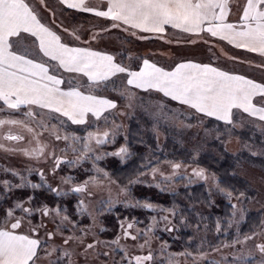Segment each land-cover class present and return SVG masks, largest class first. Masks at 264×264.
Here are the masks:
<instances>
[{"label":"rangeland","instance_id":"obj_1","mask_svg":"<svg viewBox=\"0 0 264 264\" xmlns=\"http://www.w3.org/2000/svg\"><path fill=\"white\" fill-rule=\"evenodd\" d=\"M71 20L75 21L78 26L83 22L85 23L84 28H79L78 30L81 37L78 38L81 42L78 43L79 45H83L90 50L100 47L111 48L113 50L116 49L115 51H117V55H119L120 62L122 61L127 67L139 62V60L133 58V56H140L141 53L145 54L151 50H153V55H151V57L154 58L155 61L157 58L164 64H172L176 61L175 59L171 61L165 60V57L161 55L156 56L155 53L157 51L154 50L158 47L156 44H148L146 48V46L142 47L139 42H126V44L123 39L117 40L116 44H114V42L112 44L110 41L102 40L93 42L95 37H92V32H89L90 29H92L91 23L88 22L90 20L85 17H77L76 15H74ZM134 35L136 34L134 33ZM145 38L151 39V37L142 35L139 37V39ZM168 42L170 41L168 40ZM180 44L171 48L167 45L163 46H165L168 53H173L175 51V54L181 53V56H191L192 54L198 53ZM126 48L128 56L122 51ZM178 56H180V54ZM121 66L123 65L121 64ZM55 67L57 66L55 65L53 67L54 73L59 78H62L64 87L68 89H78L85 95L106 97L99 94V91L103 88V84H93L82 74L63 72L59 66L57 68ZM117 79L119 82L122 81V78ZM110 90V94H113L118 99H121V96L126 97L121 103L123 108H119L110 114L105 112V115H102L99 120L93 115H87L85 123L91 124L93 128L87 132L83 141L79 139L72 141L73 136H78L79 138H81V136L65 130V121L69 120L59 113L52 112L49 109H41L35 105L25 108L9 109L7 105L3 103L0 104V108H3V111H0V120L17 121L15 124L5 123L0 126V227H10L11 223L19 220V227L13 231L16 234L27 235L29 238L36 239L40 242L37 250L38 258L35 260V264H112L113 255L117 256L119 261H123L122 259L124 257H128V261L131 263L133 261L136 263L135 257L143 258L151 256V259H142L141 264H193L196 261L193 259L194 256L186 254V252L184 254L166 252V248L159 244L156 237L153 236L154 230L157 227L156 223L152 222L151 226L143 227V221L139 218H133V220H127L123 225L121 224L120 234L111 241L108 242L107 240V242H105L100 238L101 235L99 233L102 226L100 222L101 212L98 209L100 205L102 203H110V205L113 206L121 203L124 205L138 206L141 202L136 199H130L128 191L125 188L122 186L119 187L113 180L107 179L106 177L94 176L82 180H78L76 177V180L75 178L61 176L55 172L64 161L66 163H77L81 161V157L73 155L77 153V151L82 154L84 152L83 149L91 153L97 151L102 144H97L95 139H89V133H93L99 138H104L103 133L107 132L108 136L105 139L106 142H110L118 135L115 129V125H117L115 118L118 114L126 117V114L132 111L133 113H138L148 108L145 107L144 100L142 99L141 101L140 94L143 96L145 95V98H156L155 94H160L154 91H148L147 93L138 91V93H136V90H132L128 85H124L123 82L118 89L120 91L111 88ZM133 97L135 98L133 99ZM171 106L175 107L174 105ZM28 113H32V115H28ZM157 113L158 115H156L159 121L163 116L164 120H167V118H165L167 113L163 114V110H160V113L157 111ZM147 116L151 117L149 115ZM190 116H192L191 112L189 113V117ZM238 116H240L238 124L240 127L243 122L249 125L254 123L257 128L256 137L259 140H261V136L264 138V130L261 128V123H263L264 129V121L251 118L248 115L239 114ZM192 119L194 121L192 122L193 124L185 125L186 131H182L183 136H180L183 137L180 138L181 140H184V137L188 140V146L191 147L194 144L195 146L198 145L207 148L208 142L206 139V141H203V136H207V138L221 136L215 131L210 135H206V132L202 130L204 125L203 118H200V116L194 118L193 116ZM61 121L64 123H61ZM179 123L181 124V122ZM183 125L184 124H182V126ZM143 129L145 128L143 127ZM9 136L18 137V139H8L7 137ZM56 136H59L60 139H56ZM65 136L69 138L65 140ZM80 142H84L83 145H81ZM68 143L70 144L69 147L66 146ZM223 143L229 151L234 153L239 151L238 148L240 144L237 137L229 135L224 139ZM248 144L245 145L244 143V148L252 151V153L258 155L261 160L264 161V144ZM72 145L76 146L73 147ZM85 145L88 147L85 148ZM40 148L43 149L42 153L35 151ZM123 149H125L124 146ZM195 170L202 169L198 166L195 167L194 165L191 166L180 162L160 163L150 172L141 175L142 177L139 178L140 180L138 181L150 184L160 183V186H164L166 183L171 182L174 186L173 180L179 175H192L196 177ZM6 173H8L7 175L9 176H7ZM13 173L16 175L14 176ZM204 173V176H206L204 181L207 182L209 186L215 187L217 178L212 173ZM240 173L251 182L254 194L251 196L250 200L243 205V208L234 209V214L237 215L238 221L231 229H239L241 221L245 219L247 211L257 212L263 210L262 219L260 221L261 227L255 233L243 234L241 237L230 242V239L221 242L216 240L220 232L223 233H221V235L228 236L226 228H222L221 223H216V235H211V233L203 234V232L199 231L198 234H195L197 238L204 240L208 237L211 243H217L219 245L213 246V249H210V252L206 253V256H197V260L211 257L217 261H222L224 264H228L230 263L228 258L231 257L232 259H239V264H242L243 261L246 263L251 261L248 264H264V253L257 247V245H264V162H257V165L244 163L241 165ZM44 175L49 178L47 182L52 187L56 188L54 190L55 193L64 195L65 193L69 194L74 191L73 189L76 187L82 188V191L76 193L79 194L76 196V199L78 198L82 203L81 207L83 205L85 214L88 216L87 218H90L89 223L83 225L79 224L78 221L69 219L55 204H40L43 201V196L41 197V190L39 187H37L39 190L34 192L29 189L30 187L26 188V186H40L41 182L45 181ZM36 177H38V180ZM6 189L9 191L6 192ZM26 191H28V193ZM30 191L32 194L34 193V195H36L38 202L40 201L37 206L32 205L30 201V198L33 197H28V195H31ZM7 193L11 194V196H8ZM67 194L65 195L66 197H73ZM9 212H11V216L8 215ZM45 212H47V215H45ZM85 214H83L84 217ZM82 217L83 216H81V218ZM124 220L125 219H123L122 222H124ZM129 225H131V227H129ZM49 233H51V237H49ZM133 237H135V239H133ZM228 238H230V236ZM66 240L68 241L67 243H65ZM89 245H91V247H89ZM119 247H124L126 250L117 255L116 251L117 249L120 251ZM101 250L109 252L112 260L110 261L102 258L99 255Z\"/></svg>","mask_w":264,"mask_h":264},{"label":"trees","instance_id":"obj_2","mask_svg":"<svg viewBox=\"0 0 264 264\" xmlns=\"http://www.w3.org/2000/svg\"><path fill=\"white\" fill-rule=\"evenodd\" d=\"M148 44H155V39H150ZM154 50L158 51L157 48ZM152 51L149 52L150 56L153 54ZM120 63L125 66L122 61ZM117 78H122V81L119 82ZM122 82L126 85V75L124 73L101 83L103 88L99 91V94L112 98L116 103L114 108L105 111L109 114L119 108H123L121 103L126 97L121 96V99H118L109 92L110 88L120 91L118 89ZM140 95L141 101L143 99L145 107L148 108L138 113H133L132 111L126 114V117L118 114L115 118L117 123L115 129L118 135L112 141L102 144L94 153L85 149H83V154L77 151L73 155L81 157V161L77 163H66L64 161L55 172L67 178L76 179L77 177L78 180L94 176L106 177L113 180L119 187L125 188L130 199H136L141 202L138 206L121 203L113 206L110 203H102L100 205L98 209L101 212L100 222L102 226L99 233L101 235L100 238L105 242L107 240L108 242L111 241L120 234L121 224L123 225L127 220L139 218L143 221V227L151 226L152 222L156 223L157 227L153 236L156 237L159 244L166 248V252L179 254L186 252V254L194 256L193 259L196 261L193 264H224L222 261H217L211 257L197 260V256H206V253L210 252L213 246L219 244L211 243L208 237L201 240L195 234L201 231L203 234L211 233V235H216V223H221L222 228H226L228 236H223L221 235L222 232H220L216 240L221 242L230 239V242L243 234H252L260 229L263 210L257 212L247 211L239 229L233 228L234 230H232L231 228L238 221L237 215L234 214V209L243 208V205L254 194L251 182L240 173L241 165L244 163L257 165V162H264L258 155L244 148V143L245 145L248 143H251L250 145H261L264 144V138L261 136V142L256 137L257 128L254 123L250 122L252 125H249L243 122L240 127L238 125L240 116H238L237 111L233 112L230 118L231 123H227L215 117L199 113L187 105L167 99L160 94H155L156 98H145V95ZM0 104L2 103L0 102ZM160 110H163V114L167 113L166 121L164 116L160 121L157 119V111L160 113ZM105 112L102 115H105ZM190 112L192 116L189 117ZM193 116L194 118L196 116L203 118L204 125L202 130L206 132V135H210L213 131L221 135L220 137L213 136L211 138L203 136V141L207 140L208 142L207 148L195 146L194 144L191 148L188 146V140L185 137L184 140L180 139L183 138L180 137L183 136L182 131H186L185 125L193 124ZM65 122L66 131L81 136V138L73 136L72 141L77 140L74 139L76 137L83 141L87 132L93 128L88 123L73 124L70 120ZM182 124L184 125L182 126ZM261 128L264 130L263 123H261ZM229 135L238 138L240 144L238 152H231L224 146L223 141ZM83 143L80 142L81 145ZM69 145L68 143L66 146L69 147ZM72 146L75 147L76 145ZM123 146L126 152H121ZM97 157H100V159H97ZM167 162L194 165L202 170H195L196 177L179 175L173 180L174 186L171 182L160 186V183L150 184L138 181L142 177L141 175L150 172L158 164ZM204 172L212 173L217 178L215 187L209 186L204 181V178H206ZM197 173H201V175H197ZM44 177L46 182H41L39 186L43 201L41 203L40 201L38 202L36 195L30 191L31 195H28V197H33L30 198L32 205L37 206L38 203L55 204L69 219L78 221L79 224L83 225L89 223L90 218H87L83 205L81 207L82 203L78 198L76 199L79 194H76L77 192L75 191L64 195L55 193L54 190L56 188L47 182L49 178L46 175ZM36 178L38 180V177ZM28 187L34 192L39 190L37 187L33 188L30 185L26 186V188ZM26 192L28 193V191ZM66 194L73 197H66ZM7 195L11 196L9 193ZM83 214H85V217ZM81 216L83 217L81 218ZM123 219H125L124 222H122ZM229 236L230 238H228ZM119 248L120 251L118 249L116 251L117 255L126 250L124 247ZM99 255L110 261L113 258L112 264H136L135 261L132 263L128 261V257H124L123 261H119L117 256L114 255L111 258L107 251L101 250ZM238 260L237 258L232 259L229 257L228 261L230 263L228 264H239ZM250 262L246 263L243 261L242 264Z\"/></svg>","mask_w":264,"mask_h":264},{"label":"snow or ice","instance_id":"obj_3","mask_svg":"<svg viewBox=\"0 0 264 264\" xmlns=\"http://www.w3.org/2000/svg\"><path fill=\"white\" fill-rule=\"evenodd\" d=\"M61 2L67 3V0ZM103 2L107 4L106 10L86 7L85 0H79L78 4L69 3L68 6L94 12L96 16L109 18L143 32H163L166 25L185 32H197L207 22V31L212 36H219L236 47H244L264 55V0H246L239 30L236 25L225 23L227 10L224 0ZM119 24L114 23L113 26ZM21 33L35 37L38 51L43 57L58 62V66L67 72L83 74L93 84L98 85L118 73H127L128 85L143 90L155 89L164 96L209 117L231 123V110L239 108L264 121V108H257L252 102L257 94L264 97V85L194 63H182L173 71H165L144 60L139 71H129L115 63L111 55L73 48L62 43L55 32L40 22L26 0H0V100L9 109H18L21 105H35L59 113L73 124H84L89 113L99 120L104 111L116 106L111 100L85 95L75 88L61 90L59 86L63 80L49 74L50 68L46 63L13 51V38L20 37ZM0 111H3V108H0ZM5 123L15 124L17 121L0 120V126ZM107 136V132L103 133L104 138L89 133V139H95L97 144L105 143ZM7 138L18 139L14 136ZM68 138L64 137L65 140ZM56 139L60 137L56 136ZM87 147L85 145V148ZM35 151L42 153L43 149ZM124 151L126 150L121 149V152ZM74 191L80 192L82 188L77 187ZM8 215L11 216V212ZM19 224L17 220L11 223L10 227H0V264H35L38 258L40 242L27 235L16 234L13 230L17 229ZM67 242L66 240L65 243ZM257 247L264 253V245ZM142 259L148 260L151 256L135 257L136 264H141Z\"/></svg>","mask_w":264,"mask_h":264},{"label":"crops","instance_id":"obj_4","mask_svg":"<svg viewBox=\"0 0 264 264\" xmlns=\"http://www.w3.org/2000/svg\"><path fill=\"white\" fill-rule=\"evenodd\" d=\"M26 2L37 15L40 22L55 32L61 38V42L69 47L88 49L85 46L78 44L81 43L80 40H78V38H81L80 32H78V30L79 28H84L85 23L83 22L80 24V26H78L75 21H72L71 18L76 15L77 17H85L90 20L88 22L91 23L92 29H90L89 32H92V37H95L93 42L102 40L110 41L112 44L114 42V44H116L117 40L123 39L125 43L139 42L142 47L146 46L147 48L150 39H139L140 35H142L151 37V39H155V44L158 45V51L155 53L156 56L161 55L165 57V60L168 61H171L172 59L176 60L172 64H164L160 62L158 58L155 61L154 58L150 56L149 52L145 54L141 53L140 56H133V58L138 59L139 62L136 64L134 63L130 67L126 66L129 71H139L143 67L144 60H148L150 64H154L165 71H173L177 65L182 63H194L199 65H207L230 75L242 76L257 84L264 85V55H261L259 52L249 51L244 47H236L235 44H231L227 40L220 39L219 36H212L211 33L207 31V28L209 27L207 22H205L202 28L197 32H185L181 29L173 28L171 25H166L163 32H143L139 29H132L127 25L119 24V22H114L109 18L96 16L94 12L83 11L79 7L68 6L69 3L78 4L79 0H67V3H62L61 0H26ZM224 2L226 4L227 10L225 23H232L236 25L237 30H239L242 25L240 17L242 15L246 0H224ZM85 6L97 10H106L107 8V4L103 2V0H85ZM114 23L119 24V26L114 27ZM134 33L136 35H134ZM13 40L15 41L13 51L17 52L18 54L25 55L30 59L37 60L38 62L46 63L50 68L49 74L56 76L53 67L55 65L58 67V62L51 61L39 53L37 46L38 42L36 41L35 37H31L29 34L21 33L20 37H15ZM168 40L170 42H168ZM179 44L183 47L189 48L193 52L198 53L192 54L191 56H181L182 54L179 53L180 56H178L179 54H175L173 49H171L174 51L173 53H168V51L165 49L166 45L171 48ZM115 50L116 49L113 50L111 48L100 47L90 51L111 55L114 58V62L121 65L119 55H117V51ZM122 51H124V53H126L128 56L127 48ZM62 71L67 72L64 69H62ZM120 74L122 73H118L109 79L119 76ZM124 74L126 75V85H128L127 80L129 79V76L127 73ZM60 79L62 80V78ZM128 86L139 92L154 91L164 96L163 93L155 89L143 90L138 89L135 86ZM59 87L63 91L70 90L64 87V83H62ZM96 97L105 98L115 102V100L112 98L110 99L99 96ZM166 98L172 100L170 97ZM0 102L4 104L2 100H0ZM176 102L179 103L178 101ZM252 102L257 108H264V97H261L259 94L253 97ZM29 106L31 105H21L20 108ZM234 111H237L238 115H248L251 118L259 119L257 116L250 115L239 108H233L229 118L232 117ZM89 114L92 115L91 113Z\"/></svg>","mask_w":264,"mask_h":264}]
</instances>
